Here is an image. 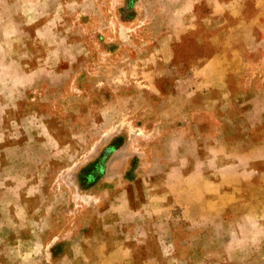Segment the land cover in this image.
Wrapping results in <instances>:
<instances>
[{
	"label": "rangeland",
	"instance_id": "374dc122",
	"mask_svg": "<svg viewBox=\"0 0 264 264\" xmlns=\"http://www.w3.org/2000/svg\"><path fill=\"white\" fill-rule=\"evenodd\" d=\"M0 264H264V0H0Z\"/></svg>",
	"mask_w": 264,
	"mask_h": 264
},
{
	"label": "crops",
	"instance_id": "0c3cea01",
	"mask_svg": "<svg viewBox=\"0 0 264 264\" xmlns=\"http://www.w3.org/2000/svg\"><path fill=\"white\" fill-rule=\"evenodd\" d=\"M250 187H251L253 192H256V182L255 181L251 180ZM248 195H245V196L248 198L249 197ZM242 197L244 198V195Z\"/></svg>",
	"mask_w": 264,
	"mask_h": 264
}]
</instances>
